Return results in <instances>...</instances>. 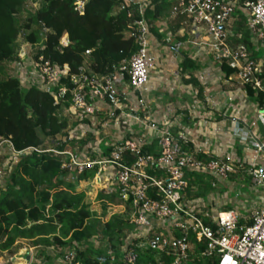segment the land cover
I'll return each mask as SVG.
<instances>
[{"label": "built area", "instance_id": "2783aa9c", "mask_svg": "<svg viewBox=\"0 0 264 264\" xmlns=\"http://www.w3.org/2000/svg\"><path fill=\"white\" fill-rule=\"evenodd\" d=\"M167 1L172 2L170 18L181 20L176 32L170 29L168 19L149 22L146 10L154 7V0L121 1L116 12L125 9L126 2L138 9L140 17L132 28L138 48L108 73L81 67L79 72L70 75L68 64L61 67L44 60L43 56L35 58L32 69L26 70L33 77L27 87L36 86L51 93L57 102L65 104L70 90L71 99L64 110L69 126L66 134H60L63 138L57 135L54 141L57 145L73 143V149L62 150L56 146L16 151L8 142L19 155L35 150L62 156L64 165L78 173L97 169L94 178L116 186L125 207L130 206L131 221L138 234L137 239L133 237L121 247L119 264H198L207 259L218 264H264V166L258 163L260 156L264 157V142L250 133L256 154L242 170L254 186L263 190L260 201L249 215L232 209L210 214L201 210L198 198L188 196V173L209 174L216 185L234 172L233 162L198 147V133L179 125L178 117L159 120L152 116L146 98L150 70L157 62L156 52L152 50V25L161 34L160 43L173 48L184 60L186 54L194 58L201 53L210 55L219 66L231 68L225 80L242 87L246 103L250 99L249 87L258 97L264 92V58L260 56L264 48V0ZM78 9H84V1H79ZM241 13L245 20L239 25ZM242 28L249 32L251 42L242 40L245 37ZM189 34L192 38L183 41ZM68 43V37L64 36L62 44ZM25 59V55H19L8 65L22 70ZM66 78L71 89L62 82ZM251 105L258 121L264 124V103L253 101ZM251 124L256 125L257 121ZM249 125L247 121L242 122L244 130ZM107 127L113 130L112 135H104ZM154 143L158 154H144V146ZM90 151H100V157L90 156ZM200 154L213 158L207 161L199 158ZM145 251L153 253L154 261L140 259V253ZM77 255V251L66 253L61 261L81 264ZM99 259L114 264L117 256L109 248Z\"/></svg>", "mask_w": 264, "mask_h": 264}, {"label": "trees", "instance_id": "16d2710c", "mask_svg": "<svg viewBox=\"0 0 264 264\" xmlns=\"http://www.w3.org/2000/svg\"><path fill=\"white\" fill-rule=\"evenodd\" d=\"M43 4L22 24L18 23V14L24 0H0V68L19 58L17 40L22 30L27 31L26 38L32 44H38L36 59L43 56L52 64L70 67V75L79 72L81 67L105 74L113 70L115 64L129 59L137 51L136 38L133 35V24L140 17L136 6L126 2V8L116 12L122 0H41ZM79 1H84V9H78ZM154 7L147 8L146 16L150 23L159 19H168L169 27L176 32L181 27L180 19H172V2L154 0ZM239 25L245 20L242 13ZM39 26L34 29L33 26ZM241 27V26H240ZM43 28V30H42ZM245 32L244 42H251L249 32ZM67 36L68 45L62 44ZM161 34L151 26L152 50L159 46ZM181 67L193 69L198 63L191 60L188 54ZM200 67V64L197 65ZM7 67V66H6ZM227 77L232 69L222 65ZM190 81L197 82L195 77ZM69 89L72 85L69 78L63 79ZM249 87L253 101L264 103V92L258 97ZM65 104L57 102L54 96L36 86L23 87L18 76L8 75L0 79V143L10 141L16 151L31 147L46 149L38 130L54 139L57 135L66 134L69 118L64 110L69 105L71 92L66 95ZM64 114L62 117L60 114ZM62 150L73 149V143L57 145ZM143 153H157L155 143L145 145ZM199 158L209 161V156L200 154ZM97 169L84 170L78 173L64 165L62 156L52 152H25L20 155L7 187L0 191V248L10 249L17 239L38 238L45 245L57 244L64 248L65 255L77 251L81 264L103 263L99 257L103 249H79L78 245L89 241L96 233L92 203L86 198L85 191H78L67 182L69 174L75 175L78 181L94 178ZM190 187L187 189L190 198L207 195L213 188L212 177L203 172H189ZM192 186H197L196 190ZM108 203L103 202L104 213ZM231 206L224 210H231ZM131 215L130 206L124 213L114 214L103 228L109 247L117 256L114 264H119L124 240L119 236L127 229ZM243 222V220H241ZM52 237V240H50ZM39 242V241H38ZM141 251V249H139ZM141 260L151 258L153 253L141 252ZM198 264H218L213 259L199 261Z\"/></svg>", "mask_w": 264, "mask_h": 264}, {"label": "rangeland", "instance_id": "374dc122", "mask_svg": "<svg viewBox=\"0 0 264 264\" xmlns=\"http://www.w3.org/2000/svg\"><path fill=\"white\" fill-rule=\"evenodd\" d=\"M42 4L43 2L41 0H24L20 13L18 14L19 25H22L30 15H33ZM33 28L38 29L39 26L34 25ZM26 36L27 31L22 30L17 40L18 54L25 55L26 57V65H23L22 70H15L16 67H12L11 65H6L7 67L3 65V67L0 68V79H5L8 75L18 76L22 80L21 84L23 87H27L32 83L33 77L28 76L27 71L31 70L34 66L36 62L35 55L40 45V43L32 44ZM191 38L192 36L189 34L183 41H187ZM157 48L160 52L155 51L157 62L154 68L150 70L149 81L147 83L149 89L146 98L149 105V113L159 120L165 117H172L171 120H173L178 117L179 125H185L190 129L193 128L195 133H198V120H206V124L209 125L205 129L207 135L200 138L199 141L205 143L206 149H216L219 157L233 162L234 164V172L227 180L217 181V184L212 185L213 188L207 195L198 197L201 210L208 211L210 214H215L218 211L224 210V207L231 206L232 210H235L238 214L249 215L254 205L258 203L263 196V190L260 187L254 186L251 178L242 171L247 168L248 163L246 160L250 159L252 153L247 151L239 155L237 150L238 143L240 142L235 138L232 139L233 136L230 135V133H227L228 135L216 133L210 136L209 132L210 129H214L213 126L210 125L212 124L210 121H218L220 117L224 120L228 118L229 113L227 114L226 111L231 100L230 98L228 100V95L225 92H228L231 86L224 82L225 77L223 76L225 75L222 73V76L221 73L216 70L206 71L204 68L197 66L198 64H205L213 67L212 65H214V63L210 55L207 56L201 53L198 56L194 55V58H191V60L194 59L193 61L198 63L196 67L193 69L187 68L183 71L181 69L183 58L174 54L173 48L167 47L162 43H159ZM260 56L264 58V48L261 49ZM191 77H195L197 82L190 81L189 79H191ZM206 79L208 80L207 82ZM203 82L207 84L204 85ZM204 86H208V88L205 89ZM205 92H207L208 95L205 96ZM241 99L242 96H236L234 100V108L236 109L234 114L239 115L240 118L243 117L241 114L243 107L240 102ZM212 100H215V103H213ZM252 103L253 100L251 98L249 99V103L245 102L250 109L252 108ZM245 104L243 103V105ZM230 106H232V104H230ZM64 114H60L61 117ZM248 118L251 124L253 120L258 119V116L256 113L254 115V112L249 110L247 119ZM259 126L258 124L257 128ZM38 132L44 141L43 145L45 148L57 146V142L54 141V139L45 136L40 129ZM104 133V135L107 136L112 135L114 132L111 128L107 127L104 128ZM124 134L123 131L122 136ZM63 136L64 135H59L61 138H63ZM251 141L253 140L251 139ZM93 143L94 142L91 141V145H93ZM31 151L32 150H28V152ZM92 151L89 152L90 156L92 154L93 156L95 155V157H100V151H96L97 153H93ZM19 159L20 155L14 152L8 141L0 143V191L7 187L10 181V175ZM64 159H67V157H64ZM259 160L260 165L264 166V158L260 156ZM104 181L100 180L98 177L88 181H78L76 176L72 174H69L67 177V182L71 183L76 190L85 191L86 198L92 203V208L95 213L93 219L96 233L89 241L79 244V249L85 250L91 247L98 250L101 248L103 250L105 249L104 251L107 252L109 250V243L107 241V236L103 232L104 224L114 214L124 213L127 209L121 196L115 189L116 186L112 185L110 182ZM213 181L214 179L212 178V183ZM196 189L197 186H194L193 190ZM103 202L109 205L105 213L102 208ZM132 218V215H130V226L119 236V240H124V244L131 241L133 237L135 239L138 237L135 224L131 221ZM50 240H52V237H50ZM27 251L30 252L29 263L25 261V253ZM63 251L64 248L57 244L45 245L42 242L40 243L38 238H19L10 249L2 250L0 248V264H45L47 262L63 264L61 261V253Z\"/></svg>", "mask_w": 264, "mask_h": 264}, {"label": "crops", "instance_id": "0c3cea01", "mask_svg": "<svg viewBox=\"0 0 264 264\" xmlns=\"http://www.w3.org/2000/svg\"><path fill=\"white\" fill-rule=\"evenodd\" d=\"M161 41V40H160ZM191 49L189 48V51H190ZM155 51H159L160 52V50L158 49V48H156L155 49ZM165 51V50H164ZM195 50L193 49V52H194ZM174 52V51H173ZM175 54V53H174ZM192 55H193V53H192ZM190 56V58H192L191 57V54L189 55ZM194 60V59H193ZM183 62H184V59L182 60ZM181 61V62H182ZM182 62V63H183ZM214 63V62H213ZM180 65V64H179ZM213 67H211V66H207V65H205V64H203V65H200V67L201 68H204V70H206V71H210V70H216V71H219L220 73H221V75H222V73H223V71H222V67L221 66H219L217 63H214V65H212ZM213 68H215V69H213ZM181 69H182V67H181ZM183 70V69H182ZM199 70V69H198ZM183 71H185V70H183ZM224 74V73H223ZM223 76V75H222ZM223 77H225V76H223ZM225 79V78H224ZM208 80L206 79V82H207ZM224 82L226 83V84H228L227 82H226V80H224ZM204 83V85L205 84H207V83H205V82H203ZM229 86H231V87H229V91L228 92H225L227 95H228V100H229V98L230 97H232L233 98V100L231 101V103H229V106H230V104H232V106H228L227 107V111H226V113L228 114V118H225V120L223 119V118H221L220 117V119L218 120V121H210L212 124H210L211 126H213V130H209V132H210V136H213V135H215L216 133L217 134H227V133H230V135H232L233 137H232V139L233 138H235L237 141H239L240 143H238V150H237V153L239 154V155H242V154H244L245 152H247V151H250L251 153H252V155H251V157H250V159H253L254 158V156H255V154H256V151H255V149H254V147H253V141H251V138L249 137V135H250V133L252 132L254 135H255V137H256V139L258 138L259 139V141H261V142H264V141H262V140H264V124L262 123V122H259L258 121V119H256V120H253V122L254 121H257V124L256 125H249V128H248V130H244L243 129V127H242V122L243 121H247V122H249L250 123V119L248 118L247 119V117H248V115H249V110H251V111H253L254 112V115H255V110H253V108H251L250 109V107L249 106H247L246 104H245V99H244V91L242 90V87H240V86H233V85H230V84H228ZM202 88V87H201ZM204 88L205 89H207L208 88V86L207 87H205L204 86ZM237 94V95H236ZM206 95H208V93L207 92H205V96ZM242 96V99H241V103H242V112H241V114L243 115V117L242 118H240L239 117V115H236V114H234L236 111V109L234 108V100L236 99V96ZM250 96V95H249ZM208 97V96H207ZM243 103L245 104V105H243ZM245 108H247V109H245ZM249 109V110H248ZM236 115V116H235ZM227 116V115H226ZM239 118L241 119V121H239ZM209 122V123H210ZM258 124L260 125L258 128H257V126H258ZM209 125H207L206 123H203V121L201 120V119H199L198 120V137H197V139H198V147H204V149H206V145H205V143H203V142H200L199 141V139L200 138H202L203 136L205 137L207 134H206V131H205V129L208 127ZM252 126H254V127H252ZM256 126V127H255ZM226 128V129H225ZM239 128H241V129H239ZM225 130V131H224ZM228 135V134H227ZM237 137V138H236ZM261 138V139H260ZM197 141V140H196ZM197 143V142H196ZM236 145H237V143H236ZM209 148H211V147H209ZM212 149V148H211ZM206 150H208V151H210L211 153H213V152H216L217 153V151H216V149H212V150H210V149H206ZM263 157V156H262ZM264 158V157H263ZM250 159L249 160H246L247 161V163H248V165L247 166H249V162L248 161H250ZM260 159V158H259ZM258 159V163H260V160Z\"/></svg>", "mask_w": 264, "mask_h": 264}, {"label": "water", "instance_id": "95a60500", "mask_svg": "<svg viewBox=\"0 0 264 264\" xmlns=\"http://www.w3.org/2000/svg\"><path fill=\"white\" fill-rule=\"evenodd\" d=\"M25 261H26V263H29L30 262V252L29 251H27L25 253Z\"/></svg>", "mask_w": 264, "mask_h": 264}]
</instances>
